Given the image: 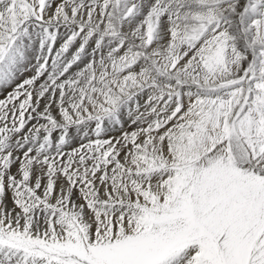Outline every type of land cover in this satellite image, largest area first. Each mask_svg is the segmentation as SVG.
<instances>
[{"label": "snow or ice", "instance_id": "obj_1", "mask_svg": "<svg viewBox=\"0 0 264 264\" xmlns=\"http://www.w3.org/2000/svg\"><path fill=\"white\" fill-rule=\"evenodd\" d=\"M0 264H264V0H0Z\"/></svg>", "mask_w": 264, "mask_h": 264}]
</instances>
